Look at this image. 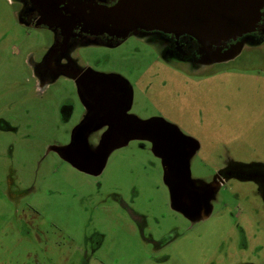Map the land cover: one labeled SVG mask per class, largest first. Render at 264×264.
<instances>
[{"label": "rangeland", "instance_id": "1", "mask_svg": "<svg viewBox=\"0 0 264 264\" xmlns=\"http://www.w3.org/2000/svg\"><path fill=\"white\" fill-rule=\"evenodd\" d=\"M19 7L0 0V119L18 131L0 129V264H264V207L254 182L231 179L212 188L209 181L229 160L264 165V67L253 71L237 60L229 73L218 67L219 75L199 78L168 65L149 43L137 52L143 36L118 47L77 45L72 57L79 67L131 88L128 116L202 137L200 156L177 170L181 188L173 187L149 140L114 149L88 173L68 157L85 105L65 77L35 84L33 64L54 35L20 25ZM67 105L74 112L64 122ZM100 128L87 133L89 151L100 144ZM184 193L191 209L180 202ZM123 203L147 214L144 232ZM93 225L113 260L78 254Z\"/></svg>", "mask_w": 264, "mask_h": 264}, {"label": "water", "instance_id": "2", "mask_svg": "<svg viewBox=\"0 0 264 264\" xmlns=\"http://www.w3.org/2000/svg\"><path fill=\"white\" fill-rule=\"evenodd\" d=\"M41 11V21L50 29L60 28L64 35L66 50H72L70 40L90 37L85 45H97V39L107 36L112 40L125 41L131 35L147 36L152 33L190 36L202 45L216 43L232 37L242 26L249 23L252 12L246 8L245 0H117L112 5L98 4L93 0L68 3L59 8L57 0H32ZM78 30L79 33H74ZM238 53V52H237ZM236 55V54H235ZM231 55L229 57H234ZM86 82H98L100 93L95 87L79 84V95L84 100L90 97L101 107L98 125H108L109 130L102 136L95 151H89L86 137L89 126L80 125L73 132V140L68 151L71 161L86 172H96L103 167L109 154L116 148L134 139L149 140L153 143L158 157L169 162L176 129L157 121H139L128 117L124 120L114 107L121 103L120 91L128 89L131 103V88L119 77L94 74ZM120 85L117 87L115 84ZM119 91L111 93V89ZM128 97V96H127ZM111 104V106H109ZM108 106V107H106ZM96 120L93 119L92 122ZM91 122V123H92ZM170 152L168 158L164 153ZM165 163V162H164ZM179 169V168H178ZM169 164L166 175L173 179V187L181 188L178 170ZM185 169H187L185 164ZM186 173L188 171H185ZM178 180V181H176ZM180 202L191 209L188 196L184 193Z\"/></svg>", "mask_w": 264, "mask_h": 264}, {"label": "flooded vegetation", "instance_id": "3", "mask_svg": "<svg viewBox=\"0 0 264 264\" xmlns=\"http://www.w3.org/2000/svg\"><path fill=\"white\" fill-rule=\"evenodd\" d=\"M57 1L60 3L59 8H63L68 3L88 0ZM93 1L98 4L112 5L117 0ZM13 2L14 4H18L20 6L18 12V21L20 25L27 28L31 27L48 29L52 31L54 35V39L47 48L45 56L40 59L38 63L33 64L32 77L35 80V84L40 87H44L59 77H65L75 84L78 94V81L81 83L85 82L88 87L94 86L96 88L94 92L100 93L101 91L98 89V82L85 81L92 78L94 73H92L90 70H87V68L85 69L79 67L77 62L73 59L72 54L77 47H73L72 50L65 49V37L62 34L60 28L50 29L46 25H38V22L42 20L41 11L32 0H13ZM245 4L246 8L252 12L250 17H248L249 23L242 26L232 37H229L228 39L221 40L216 43L207 42L205 45H202L198 42V40L187 35L176 37L174 35L152 33L147 36L139 37L143 46L137 48L136 51H142V48L149 50L146 47L147 45L145 46V43H149L156 56L164 60V62H166L168 65H174L176 69L182 70L184 72H191L194 76L199 78H203L205 75L210 76L209 74H211V76H213V74L219 75L221 72L217 71L214 73V69L218 67L224 69L225 73H229L230 64L236 62L237 60L242 61L244 67H250L251 70L257 71L258 66L262 65V68L264 67V0H245ZM74 33H79V31L75 30ZM88 38L90 37H86L85 35H83L81 38H73L70 40L69 44L71 46L86 44ZM123 42H126V40H112L107 36H102L97 39V45H107L110 47H118ZM231 55L235 56L229 57ZM115 85L120 87L118 83ZM119 90L120 89L115 90L112 88L111 93L116 95V92ZM120 95L126 97L124 100L122 97V99H120L122 100L121 103L114 108L121 114L120 116H122L124 120L128 121V117L130 116L127 114L128 110L132 106L133 95L131 98V103L128 99V89L122 88ZM81 100L85 105V109L79 124L72 130V133L76 132L80 125L89 126V130L96 128V126H100L98 125V120L102 117L101 115L99 117V111L101 110V107L97 104V102L91 100L90 97H86L84 100L81 98ZM109 106H111V104H109ZM61 111L64 122L69 121L74 112L73 107L68 105L62 107ZM93 119L96 121L92 122ZM0 129L18 132L17 129L11 128L2 119H0ZM98 130H100L101 134H105L108 132L109 126L103 124ZM183 133L190 138H185L177 131L174 136L175 138L171 150L172 156L169 162L167 163L166 159L163 161V159L159 157L164 169L172 163L177 169L183 165L185 166V164L186 167H188V157L191 156L190 161L193 163L196 157L198 155L200 156V152L202 151L201 135H197V132H194L193 134L186 132ZM138 140L141 141L142 139ZM142 141L146 142L145 140ZM199 145L200 149H197V152L193 151L194 148H197V146L199 147ZM164 155L165 158H168L170 152H165ZM198 163L204 165V160H199ZM256 168H260L263 170V172L259 173ZM251 169L254 170L252 171ZM231 179H236L238 181H245L247 179L246 181H253V184L256 186L255 192L260 197L264 207V165L238 166L229 160L226 164H221L219 169L215 171L211 178H209V181H213L214 183V187L212 188H216L217 186L218 188H224L229 184ZM8 189L11 190V188ZM124 206L126 207V211H128L125 213H127L126 215L129 217V220L131 222L135 221L137 225L140 226L142 232H144L146 227L149 225V218L147 214L143 212H133L129 209L128 205L124 204ZM200 213L201 212H197L196 215ZM92 218L93 222L97 221L95 216H91L90 222ZM92 228L93 229L89 233H84V235L80 238L79 244L77 246V250L79 251L78 254L80 252L84 253L93 262L98 261L103 263L107 260H113V258L110 256L112 250H110L108 247H103L104 235H101L97 225H93ZM244 237L245 235L242 233L243 242H245ZM73 242H75V239ZM92 242L93 245L90 246ZM86 246L90 247L88 248Z\"/></svg>", "mask_w": 264, "mask_h": 264}]
</instances>
